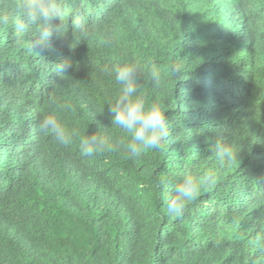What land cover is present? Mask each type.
Instances as JSON below:
<instances>
[{
	"label": "trees",
	"instance_id": "16d2710c",
	"mask_svg": "<svg viewBox=\"0 0 264 264\" xmlns=\"http://www.w3.org/2000/svg\"><path fill=\"white\" fill-rule=\"evenodd\" d=\"M56 2L61 35L31 48L0 0V264H264V0ZM129 61L161 74L141 94L170 121L136 160L108 109ZM50 113L71 146L38 133ZM94 133L114 148L84 157ZM186 175L202 188L168 215Z\"/></svg>",
	"mask_w": 264,
	"mask_h": 264
},
{
	"label": "clouds",
	"instance_id": "9594fccd",
	"mask_svg": "<svg viewBox=\"0 0 264 264\" xmlns=\"http://www.w3.org/2000/svg\"><path fill=\"white\" fill-rule=\"evenodd\" d=\"M15 14L19 15L17 28L20 31L35 30L31 48L44 46L53 33L61 35V8L56 0H16ZM12 16L0 12V25L9 23ZM59 21V23H54ZM70 67L71 65H66ZM172 73L179 75L173 66ZM118 85V93L108 106L111 113V126L126 134L120 148L128 159L141 158L148 151H159L168 136L170 121L163 108L155 103L149 104L141 94V80L147 77L153 87L162 86L161 74L155 69L146 70L137 62L129 61L113 66L109 70ZM45 138H52L58 146L69 147L79 135L78 131L67 129L54 113L42 117L37 128ZM114 146L109 137L103 134H90L80 139V153L91 158L112 150ZM218 154L223 156V150ZM202 184L198 179L186 175L176 185L173 194L166 199V214L180 217L188 202L194 200Z\"/></svg>",
	"mask_w": 264,
	"mask_h": 264
}]
</instances>
